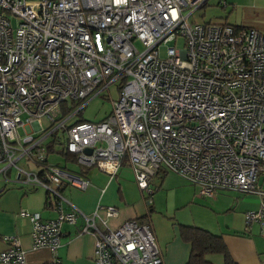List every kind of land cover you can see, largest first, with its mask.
I'll return each instance as SVG.
<instances>
[{"label":"built area","instance_id":"built-area-1","mask_svg":"<svg viewBox=\"0 0 264 264\" xmlns=\"http://www.w3.org/2000/svg\"><path fill=\"white\" fill-rule=\"evenodd\" d=\"M207 1L0 0V174L15 168L16 182L43 188L46 206L57 212L43 219L20 211L34 249L54 251L61 225L81 217L80 232L94 236L96 264H162L148 221L131 218L102 230L99 206L85 214L64 197L67 186L90 185L48 161L45 140L64 121L38 133L45 130L42 118L70 119L74 114L63 116L62 105L78 106L114 83L119 96L104 120L71 118L63 129L79 166L113 177L126 162L149 196L159 170L184 177L199 196L257 193L259 207L245 213V224L264 227V190L257 182L264 175V31L199 20ZM22 158L38 169L19 165ZM105 214L116 215V206H106ZM0 240L6 244L0 264H25L16 235Z\"/></svg>","mask_w":264,"mask_h":264},{"label":"crops","instance_id":"crops-1","mask_svg":"<svg viewBox=\"0 0 264 264\" xmlns=\"http://www.w3.org/2000/svg\"><path fill=\"white\" fill-rule=\"evenodd\" d=\"M229 5L230 11L235 12L232 25L264 31V0H228L226 6ZM68 167L76 170L72 165L68 164ZM93 167L95 169L85 171V177L90 181L86 189L67 186L63 195L85 214H91L99 206L101 220L106 222L96 220L100 229L116 228L131 218L146 220L151 225L162 264H185L190 245L181 237L180 224L195 225L221 234L237 264L263 263L264 227L260 222L252 223L249 228L245 224V213L259 207L260 196L257 193L217 190L211 197L199 196L197 187L184 177L171 171L159 170L150 180L153 192L148 203V194L137 186L133 170L128 163L122 164L113 177L98 167ZM14 183L26 186V189L22 190L20 186V189L13 187L11 192L0 190V235L18 237L25 252V264H96L93 258L94 236L80 232L83 226L81 217H78L74 224L61 225L60 244L54 251L45 247L34 249L30 222L20 216V211L37 212L43 219L54 218L57 212L46 206L47 194L43 188L27 186L16 181ZM261 189L264 190L263 187ZM228 191L250 194L252 198L238 197ZM255 194L258 196L257 205L254 204ZM109 205L116 206V215L106 216L105 207ZM64 206L65 210L70 209L69 204L65 203ZM181 208H201L211 217L209 220L198 218L196 215L180 217L177 211ZM166 217L175 218L176 221L167 224L163 220ZM5 247L6 244L0 240V250ZM209 260L211 264H223L220 254L209 255Z\"/></svg>","mask_w":264,"mask_h":264},{"label":"rangeland","instance_id":"rangeland-1","mask_svg":"<svg viewBox=\"0 0 264 264\" xmlns=\"http://www.w3.org/2000/svg\"><path fill=\"white\" fill-rule=\"evenodd\" d=\"M219 1H222V0H208L207 4L204 7H202V9L198 10V12L196 13V15H199L202 13L201 16H198V19L201 21H206V22L207 21H213V20H224L230 24H233L235 12L230 11V5L226 6V7H222L219 4ZM226 2L228 3V0H226ZM14 23L15 22L13 21V24ZM182 42H183L182 39H178L175 42V44H177V47H180L182 45ZM172 44L173 43L162 44L159 48L160 55L164 56L165 51H166V46L172 45ZM135 45L137 46V48L139 50H143V48H144L142 43H140L139 41H135ZM118 96H119L118 86L116 83H114V84L110 85L108 87V89H106L102 93L95 95L94 97L90 98L88 101L87 100L83 101L78 106L76 105L75 109L72 111V113L74 115L71 118H73V119L82 118L84 120L92 121V122L104 120L110 114V112L112 110L113 103H114V101H116L118 99ZM67 117H65L63 119L59 118L53 124L50 121H48L45 117L41 119L42 128L45 130L43 132L40 131L38 133L43 134V135L46 134L47 132H49L52 128H54L56 124L64 121V126L55 130V132L53 133V136H49L45 140L46 144L54 136H57L59 138L62 137L63 129L65 127H67L68 124L71 122V120H70L71 118L67 119ZM20 133L23 135L24 130L20 129ZM60 147H61L60 144L56 145L57 149H59ZM49 162L63 164L64 158L60 154H50L49 155ZM124 163H126V162H123V164ZM19 165H23L27 170H31V171H35L38 169V167L36 165L27 163L25 158H22L19 161ZM73 166L75 168L77 167L75 165H73ZM1 167H2V164L0 165V168ZM91 169H95V167L88 168L87 171H90ZM16 176H17V171L15 168H12L8 172V176H6V177H4L3 174H0V190L4 189V191L6 190V192L7 191L11 192V189L13 187L19 188L21 185L14 183V181H16ZM257 182L259 184H261L260 187L261 188L263 187V189H264V175L263 174L258 175ZM25 187L26 186L22 187V190H25L26 189ZM37 188H41V187H37ZM228 193H232V195H237L238 197L252 198V196H250V194H241V193H238L235 191H228ZM63 194H64V192H63ZM254 196H256V198L254 197V199H255L254 204H256V200L258 199L257 198L258 196L256 194ZM146 201H144L145 205H146ZM249 204H252V203H249ZM257 209H254V210H257ZM177 212H178V216H180V217H189L191 215H196L198 218L205 219V220H209L208 218L211 217L208 212H206L205 210H203L201 208H194V209H192V208H190V209L189 208H181ZM217 218L222 221V219L219 216ZM163 220L167 224H171L172 222L176 221L175 218H170V217H166Z\"/></svg>","mask_w":264,"mask_h":264},{"label":"trees","instance_id":"trees-1","mask_svg":"<svg viewBox=\"0 0 264 264\" xmlns=\"http://www.w3.org/2000/svg\"><path fill=\"white\" fill-rule=\"evenodd\" d=\"M76 105L75 102H70V105H62L63 116L71 113ZM83 120L84 119L82 118H77L74 119V122ZM65 140L66 139L63 135L60 138L54 136L46 144L48 154H60L64 158V165L59 164L58 166L75 173L77 172L78 175L85 176L86 168L79 166L76 161V156L66 150ZM57 144H60L61 146L59 149L56 148ZM68 164L77 166L76 170L69 168ZM150 197L151 195L147 196L148 203H150ZM137 219L140 220V218ZM180 234L190 245V252L185 264H211V261L209 260V255L211 254L222 255L223 264H237L228 251L221 234L213 233L199 226L187 224H180Z\"/></svg>","mask_w":264,"mask_h":264},{"label":"water","instance_id":"water-1","mask_svg":"<svg viewBox=\"0 0 264 264\" xmlns=\"http://www.w3.org/2000/svg\"><path fill=\"white\" fill-rule=\"evenodd\" d=\"M90 151H91L90 148H87V149H86V152H87V153H90Z\"/></svg>","mask_w":264,"mask_h":264}]
</instances>
